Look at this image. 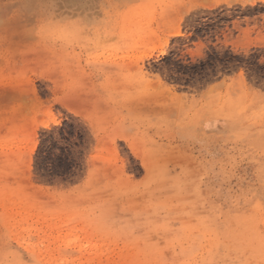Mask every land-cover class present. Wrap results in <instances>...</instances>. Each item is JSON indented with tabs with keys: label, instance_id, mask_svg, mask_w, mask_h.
I'll use <instances>...</instances> for the list:
<instances>
[{
	"label": "rangeland",
	"instance_id": "1",
	"mask_svg": "<svg viewBox=\"0 0 264 264\" xmlns=\"http://www.w3.org/2000/svg\"><path fill=\"white\" fill-rule=\"evenodd\" d=\"M0 264H264V0H0Z\"/></svg>",
	"mask_w": 264,
	"mask_h": 264
},
{
	"label": "bare ground",
	"instance_id": "2",
	"mask_svg": "<svg viewBox=\"0 0 264 264\" xmlns=\"http://www.w3.org/2000/svg\"><path fill=\"white\" fill-rule=\"evenodd\" d=\"M250 2V1H249Z\"/></svg>",
	"mask_w": 264,
	"mask_h": 264
}]
</instances>
